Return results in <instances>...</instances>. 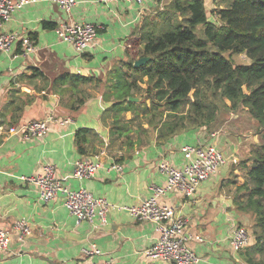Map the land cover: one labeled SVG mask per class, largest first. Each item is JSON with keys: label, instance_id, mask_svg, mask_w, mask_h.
I'll return each instance as SVG.
<instances>
[{"label": "crops", "instance_id": "obj_1", "mask_svg": "<svg viewBox=\"0 0 264 264\" xmlns=\"http://www.w3.org/2000/svg\"><path fill=\"white\" fill-rule=\"evenodd\" d=\"M76 1V6L66 13L51 0H38L16 12L3 27L5 33L32 39L35 49L26 53L22 43L17 42L9 52L0 55V228L10 235L8 249L0 250V264L105 261L165 264L146 257V251L159 237L157 224L135 221L118 209L109 212L106 224L99 219L77 224L64 206L63 195L44 203L39 198L38 186L24 183L20 178L43 174L44 168L52 165L58 179L70 189H88L114 206H138L148 200L154 187L166 184L165 175L159 171L160 164L169 161L177 168L184 167L187 161L182 148L198 144L218 149L225 164L193 197L173 192L160 203L173 206L188 221L189 232L203 239L190 243L200 258L198 264H247L242 252L233 250L229 238L236 225L252 224L253 216L238 210L236 195L238 187L246 181V170L239 165L249 160L252 147L261 142L257 122L246 114L233 115L232 111L220 109L216 120L208 126L187 124L165 140H157L152 131L148 143L134 150H117L111 155L106 146L95 145L90 154L80 155L75 144L79 129H93L108 143L109 127L102 121L103 113L111 105L104 97L106 82L111 73L133 59L136 50L132 53V43L138 38L144 20L156 14L161 4L154 0L143 6ZM220 1L204 0L211 21L216 20L211 11L218 9ZM67 23H93L100 27L96 42L84 54L60 41L55 28L44 26ZM36 69L47 80L33 79ZM63 74L98 79L103 85L85 86L90 93L86 104L71 111L61 89L53 86L54 80ZM224 110L231 115L227 117L226 113L221 118ZM33 120L50 121L51 129L43 138L29 139L21 133H10L11 128L19 129ZM102 151L107 155L101 157V168L94 178L84 181L73 178L77 160L94 159ZM115 165H120L122 170H116ZM20 219L28 221L33 230L24 241L14 229ZM95 249L100 255L84 253Z\"/></svg>", "mask_w": 264, "mask_h": 264}, {"label": "trees", "instance_id": "obj_2", "mask_svg": "<svg viewBox=\"0 0 264 264\" xmlns=\"http://www.w3.org/2000/svg\"><path fill=\"white\" fill-rule=\"evenodd\" d=\"M157 14L155 20H144L132 43L133 59L106 82L104 97L111 105L102 121L109 127L108 143L93 129H79L78 152L86 156L95 145L106 146L111 155L131 151L148 143L149 128L157 140H165L187 124L208 126L220 109L246 114L257 122L261 142L239 165L247 172L245 183L237 189L236 204L256 221L254 243L242 251L243 259L247 264H264V0H221L218 9L211 11L215 21L209 19L204 0H172ZM234 55H246L250 63L235 65ZM144 57L151 60L135 68L134 63ZM38 77L47 80L36 69L32 78ZM89 85L100 88L103 81L63 74L53 82L71 111L86 104ZM144 96L151 100L149 106L145 99L129 101ZM127 112L132 118H125Z\"/></svg>", "mask_w": 264, "mask_h": 264}, {"label": "built area", "instance_id": "obj_3", "mask_svg": "<svg viewBox=\"0 0 264 264\" xmlns=\"http://www.w3.org/2000/svg\"><path fill=\"white\" fill-rule=\"evenodd\" d=\"M66 13H70L76 6V0H51ZM100 3L111 4L128 2L143 6L148 0H98ZM162 4L164 0H154ZM38 0H0V55L9 52L12 46L21 42L26 53L35 49L34 41L23 38L17 33H5L3 27L16 12L26 6L37 3ZM100 27L93 23H67L55 28L57 38L71 44L78 53L84 54L96 42ZM50 121L33 120L24 124L21 128H11L10 133H21L26 138H43L50 131ZM187 164L177 168L169 161H164L159 166V171L166 177V184L156 186L152 195L142 205L132 207H119L109 203L106 199L96 197L85 188L70 189L64 185L57 176L54 166L48 165L43 174L32 177L21 176L24 183L36 185L39 188V198L44 203L55 201L60 195L65 198L64 206L76 219L77 224L94 223L99 219L103 224L107 222V215L112 209L123 210L135 221L153 222L157 224L159 237L149 250L146 257L155 263L165 264H198L200 258L191 248L190 243L203 242L199 235L189 232V223L178 215L173 206L160 203L163 197L169 193L178 192L186 198L193 197L199 187L213 174H216L225 164L221 152L213 146L188 145L182 148ZM107 155L102 151L94 159L81 158L74 163L73 178L79 181L92 179L101 168V157ZM118 171L120 165H115ZM22 241L33 234L28 221L20 219L14 225ZM231 247L236 253H240L251 245V237L245 227L236 225L232 229L229 238ZM10 244V235L0 228V250H7ZM87 255H100L98 250H84ZM92 264H114L113 261L97 262Z\"/></svg>", "mask_w": 264, "mask_h": 264}, {"label": "rangeland", "instance_id": "obj_4", "mask_svg": "<svg viewBox=\"0 0 264 264\" xmlns=\"http://www.w3.org/2000/svg\"><path fill=\"white\" fill-rule=\"evenodd\" d=\"M171 4V2H170V0H164V2L161 4V6H159V8H158V12H162V11H164V9H166V8H168L169 7V5ZM157 12V13H158ZM154 14V15H152V17L151 18H149V19H152V20H155V19H157V17H158V14ZM227 56V55H226ZM233 63L235 64V65H241V64H245V65H247L248 63H250V60H249V58H247V56L246 55H234V57H233ZM143 87L145 88L146 87V84L145 85H143ZM209 95L211 96V93H209ZM140 98V97H139ZM140 99H145V105H147V106H149L150 104H151V100L150 99H146V97L144 96L143 98H140ZM141 100V101H142ZM212 100H214V102H216V103H219V101L217 100V99H213L212 98ZM230 102V101H229ZM230 104H231V102H230ZM186 110H187V108L186 109H184L183 111L184 112H186ZM233 113V115H237L234 111H232ZM226 111L224 110L223 111V114L221 115V118H224L225 117V115H226ZM228 115H227V117H229L231 114H229V112L227 113ZM131 117L132 118V116H133V114L131 113V112H127L126 114H125V118L126 119H128L127 117ZM242 116H244V115H242ZM147 127H149L148 125H147ZM149 130H151V133H152V128H149ZM251 139H253V138H251ZM247 172V171H246ZM255 224H256V221H254V219H253V217H252V224L251 225H247V226H243V227H245L246 229H247V231L249 232V234H250V237H251V242H252V244H253V242H254V228H255Z\"/></svg>", "mask_w": 264, "mask_h": 264}, {"label": "water", "instance_id": "obj_5", "mask_svg": "<svg viewBox=\"0 0 264 264\" xmlns=\"http://www.w3.org/2000/svg\"><path fill=\"white\" fill-rule=\"evenodd\" d=\"M150 60H151L150 57L141 58L134 63V67L137 69L144 67ZM141 100L142 99L140 98H130L129 99L130 102H138V103L141 102Z\"/></svg>", "mask_w": 264, "mask_h": 264}]
</instances>
